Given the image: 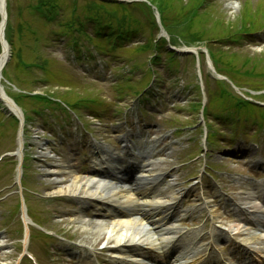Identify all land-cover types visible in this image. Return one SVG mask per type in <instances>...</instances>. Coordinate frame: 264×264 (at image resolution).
Segmentation results:
<instances>
[{"label":"rangeland","instance_id":"374dc122","mask_svg":"<svg viewBox=\"0 0 264 264\" xmlns=\"http://www.w3.org/2000/svg\"><path fill=\"white\" fill-rule=\"evenodd\" d=\"M5 8L10 58L0 73V89L26 121L21 130L20 121L0 104V264H31L26 248L39 264H61L63 258L52 248L54 239L59 240L55 231L96 254L107 239L108 246L117 244L113 234L104 232L106 240L98 242L95 232L78 224L90 219L77 214L76 200H62L55 211L49 207L52 201L45 197L53 194L45 185L55 182L53 171L61 162L73 156L68 163L72 169L80 173L89 167L66 145L48 141L54 127L47 123L63 129L75 120L82 126L80 135L112 140L114 109L126 97L131 100L138 87L151 85L155 92L145 114L150 129L170 137L171 149L159 154V161L177 169L178 185L199 177L202 164L205 172V165L211 164L242 173L247 170L242 163L257 155L249 156L247 150L258 132L250 121L261 114L264 124V109L258 107H264V0H197L193 5L189 0H6ZM104 32L112 39L117 33L126 39L117 46L115 40L103 38ZM238 99L249 104L235 110ZM249 114L253 116L245 122ZM231 115L244 122L243 138L231 141L220 135L219 146L210 147L204 133L211 128L228 134L230 128L221 125L234 128ZM20 131L27 146L21 162L5 155L17 150ZM263 141L259 131V142L254 143L263 147ZM222 181L228 185L226 175ZM25 186L39 196L29 192L24 201ZM235 186L227 191L245 194ZM24 204L31 221L42 227H32L29 239ZM61 212L70 215L68 221H61ZM218 217L225 216L219 212ZM222 222L221 228L240 224L234 218ZM146 238L152 241L151 235Z\"/></svg>","mask_w":264,"mask_h":264},{"label":"bare ground","instance_id":"6f19581e","mask_svg":"<svg viewBox=\"0 0 264 264\" xmlns=\"http://www.w3.org/2000/svg\"><path fill=\"white\" fill-rule=\"evenodd\" d=\"M196 2L197 0H189L190 5ZM0 8L2 15V24L0 26L4 29V9H2L1 0ZM7 55L8 46L2 44V50L0 52V72ZM0 96L6 102L8 108L16 115H19L18 110L11 104V101L2 88L0 89ZM22 143V138L19 135L18 148L22 146ZM94 144L95 143H93V145ZM96 149L101 148L96 147ZM22 153L23 151L18 150V156L20 158ZM117 157H119L118 160H116ZM131 162L139 169L138 176L133 179L134 182H130L129 180L130 175L126 164V154L103 152L101 149L94 155L93 161L91 162L92 168L88 173L81 175L78 171L72 169L71 165H68L69 161H64L53 171L55 182L45 185V187L48 189L51 188L50 190H52L53 194L51 196L54 198L74 199L82 206L91 205L99 208L98 211L100 215L111 214L112 218L106 222L90 219L89 222L80 220L78 224L86 231L95 232V234L98 235V242L105 241L104 232H109L114 235V238H117V245L119 246H117L115 250H120L121 248L130 249L133 248V242L144 239L147 234L151 233L159 226V232L164 230L161 229V223H166L167 211L170 208L167 202L174 198V192L168 188L165 190L155 188L149 191V185L158 176L154 179L150 177L162 171L160 165L148 164L147 162L143 163L140 155L132 158ZM65 177H67L66 180H64ZM143 183H146V188L142 186ZM248 204H251V202H244V205L248 206ZM58 205V203H53L51 207L55 211ZM251 205L252 211H257L261 214L256 217L257 226L264 228V222L261 221L262 214L264 213L263 203ZM121 210L130 213L132 219H130L131 216L129 217L127 213H122ZM59 214L62 217H70V215L65 212ZM61 221L66 222L68 219H63ZM165 230L170 233L169 229ZM229 231L232 234H238L239 230L237 231V228L232 226ZM244 237L242 238L244 243L259 245L258 247H254L255 250L264 254L261 234H246ZM106 243H111L110 239H107ZM235 245L237 246V250H240L241 253L244 252V248H241L239 244L235 242ZM167 246L168 243L166 241L156 244L155 247L152 248L164 254L162 256L150 255V257L154 260L161 259L164 261L166 255L169 253V248ZM106 249H108V247H106Z\"/></svg>","mask_w":264,"mask_h":264},{"label":"trees","instance_id":"16d2710c","mask_svg":"<svg viewBox=\"0 0 264 264\" xmlns=\"http://www.w3.org/2000/svg\"><path fill=\"white\" fill-rule=\"evenodd\" d=\"M96 24L98 25V22H96ZM103 27H104L103 25H102V26H100V27L98 26V28H97V27H95V28H96V30H95L94 32L98 33V29H100V30H101V29H103ZM104 29H108V28H107V27H105ZM129 35H132V32H131V31H130ZM125 36H126V35H125Z\"/></svg>","mask_w":264,"mask_h":264},{"label":"water","instance_id":"95a60500","mask_svg":"<svg viewBox=\"0 0 264 264\" xmlns=\"http://www.w3.org/2000/svg\"><path fill=\"white\" fill-rule=\"evenodd\" d=\"M189 51V50H188Z\"/></svg>","mask_w":264,"mask_h":264}]
</instances>
